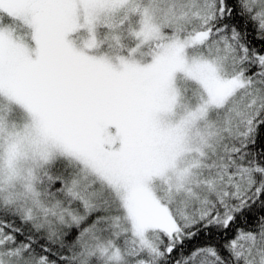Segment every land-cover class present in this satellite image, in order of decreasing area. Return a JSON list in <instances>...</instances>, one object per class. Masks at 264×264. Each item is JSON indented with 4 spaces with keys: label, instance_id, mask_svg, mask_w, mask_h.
Returning a JSON list of instances; mask_svg holds the SVG:
<instances>
[{
    "label": "snow or ice",
    "instance_id": "1",
    "mask_svg": "<svg viewBox=\"0 0 264 264\" xmlns=\"http://www.w3.org/2000/svg\"><path fill=\"white\" fill-rule=\"evenodd\" d=\"M0 264H264V0H0Z\"/></svg>",
    "mask_w": 264,
    "mask_h": 264
}]
</instances>
